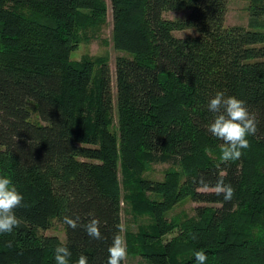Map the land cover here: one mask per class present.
I'll return each instance as SVG.
<instances>
[{"label":"trees","instance_id":"trees-1","mask_svg":"<svg viewBox=\"0 0 264 264\" xmlns=\"http://www.w3.org/2000/svg\"><path fill=\"white\" fill-rule=\"evenodd\" d=\"M228 1L110 0L113 46L127 54L115 60L116 134L108 64L70 58L77 26L102 18L104 0H0V175L24 197L14 210L21 225L0 234V264H56L61 240L41 233L53 218L64 227L71 264L80 254L107 264L120 223L119 164L124 197L153 220L137 235L150 264H197L201 249L205 264H264V0H248L246 27L225 25ZM177 10L188 13L164 17ZM187 28L196 33H173ZM218 91L244 100L257 121L234 162L220 160L223 141L206 127ZM27 100L41 123L31 121ZM157 162L179 170L162 181L140 177ZM218 172L235 190L231 201L194 182L204 175L214 184ZM186 197L199 204L195 215L167 220ZM90 213L102 239L63 223L71 215L86 224Z\"/></svg>","mask_w":264,"mask_h":264},{"label":"rangeland","instance_id":"rangeland-1","mask_svg":"<svg viewBox=\"0 0 264 264\" xmlns=\"http://www.w3.org/2000/svg\"><path fill=\"white\" fill-rule=\"evenodd\" d=\"M248 0H229L227 4V12L225 15V25H241L248 26L249 10ZM106 7L105 15L96 20L89 19L81 22L76 28L78 44L75 50L70 54L72 60L91 59L97 67L100 61H105L110 68L111 87L113 94V110L111 129L117 134V119L115 109V60L117 57L127 55L125 52L117 50L113 46L112 41V13L110 0H104ZM187 10L167 11L164 17L170 19L183 18L187 15ZM87 14V13H86ZM175 36L185 37L192 36L196 31L192 28L177 30L173 32ZM26 106L30 112V119L33 122L41 123L36 105L32 100L26 101ZM214 156V153H211ZM170 169L179 170L178 166L169 163H150L140 174L141 178L153 181H162L165 173ZM123 173L120 164L118 165V179L120 188V223L125 225V239L127 244V256L123 264H150L147 259L140 255L141 243L137 238L140 231L150 229L153 223L150 214L136 213L132 210L129 200L124 196L128 193V188L123 184ZM146 195L150 199H159L160 196L147 192ZM199 204L193 202L189 197L183 198L172 205L165 213L167 220L175 223H181L184 219L195 215V206ZM179 230V227L172 229L163 235L159 243L163 244L173 238ZM42 234L57 236L61 241L65 239L64 227L55 218L52 219L51 225L46 230H41Z\"/></svg>","mask_w":264,"mask_h":264},{"label":"clouds","instance_id":"clouds-1","mask_svg":"<svg viewBox=\"0 0 264 264\" xmlns=\"http://www.w3.org/2000/svg\"><path fill=\"white\" fill-rule=\"evenodd\" d=\"M208 109L214 114L213 120L206 126L208 132L218 140L223 141L220 147V160L224 163L234 162L241 158L243 151L250 147L248 136L257 132V121L255 114L249 111L244 100L235 96H226L224 92L218 91L208 104ZM199 187H213L216 195H223L225 201H231L234 196V188L225 183L222 172L217 173V179L212 184L204 175L194 181ZM23 195L18 191L12 179L8 175H0V234L12 233L14 228L21 225L15 209L22 206ZM92 218L88 223L81 225L79 216L65 215L63 223L73 230L83 227L89 237L95 240L102 239L100 220L89 214ZM118 231L113 236L112 244L108 247L107 264H121L127 256V244L124 236L125 225L119 223ZM196 239L194 234H191ZM7 247L13 246L8 241ZM72 252L69 247L61 241L54 250L56 264H71ZM197 264H205L208 257L203 249L195 252ZM75 264H88L87 257L80 254Z\"/></svg>","mask_w":264,"mask_h":264}]
</instances>
